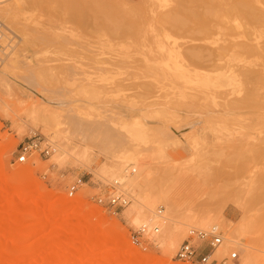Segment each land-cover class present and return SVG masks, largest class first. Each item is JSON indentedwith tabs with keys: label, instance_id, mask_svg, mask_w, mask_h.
I'll return each instance as SVG.
<instances>
[{
	"label": "rangeland",
	"instance_id": "1",
	"mask_svg": "<svg viewBox=\"0 0 264 264\" xmlns=\"http://www.w3.org/2000/svg\"><path fill=\"white\" fill-rule=\"evenodd\" d=\"M263 12L264 0H0V264H186L175 255L188 230L214 224L226 246L211 259L264 264ZM44 103L91 133L86 165L54 159L69 137L31 118ZM136 125L145 141L132 140ZM30 138L53 152L18 162ZM126 150L146 192L174 206L147 250L131 241L130 194L116 213L94 202ZM244 219L231 240L227 224Z\"/></svg>",
	"mask_w": 264,
	"mask_h": 264
},
{
	"label": "bare ground",
	"instance_id": "2",
	"mask_svg": "<svg viewBox=\"0 0 264 264\" xmlns=\"http://www.w3.org/2000/svg\"><path fill=\"white\" fill-rule=\"evenodd\" d=\"M10 62L11 61L9 60V63ZM11 63L13 64V62H11ZM4 72H5V70L1 69V67H0V76H2V75L4 76V74L6 73V72L5 73ZM204 82H206L210 85L215 84L213 77L209 76V75L206 77ZM47 97H45V98H47ZM52 109H53V107L51 105H48V103L47 104L44 103L43 107H41L40 110L36 111V113L35 112L32 113L31 118L33 120H36L37 118H40L44 121L45 120H51V121L53 120V121L57 122L56 125L58 127L60 126L62 132L64 134L68 135L69 139L66 141L67 147L65 145H64L65 147H62L61 145H59L57 147L55 146L56 147L55 148V154L53 156L54 159L60 162L63 159H66L70 156V157H73L75 160L81 162L82 164L86 165L88 156L91 155V153H93V152L98 153V149H96V147H88L85 145L87 142L94 139L93 136L91 135V133L88 130H86L81 125V123L78 120H74L75 116H72V117L67 116V117L62 118V120H61L59 118V114H55L52 111ZM129 133L133 136L132 140L134 142H142L144 140V136H143L144 132H142V125H136V126L130 128ZM123 137H122V140L124 138H127V137H124V138ZM124 140L126 141V139H124ZM127 141H128V139H127ZM127 141H126V143H127ZM98 144H102V143H99V140H98L97 146H98ZM131 145H132V143H131ZM75 146L80 147L79 151L71 152V150ZM103 147H105L104 144H103ZM129 147H131V146H129ZM129 147H127V148H129ZM98 148H99V146H98ZM99 154H102V153L99 152ZM111 156L112 157H110L109 159L115 158L118 167L116 170L110 172V177H112V179H114V181L118 182L119 186L123 189V191L130 194V196L133 200V203H131L130 208H128L129 209L128 210V216L131 219L130 221L135 226H139V227L146 226L148 228L150 238H155L156 236L158 238V236L160 234L155 233L153 231V228L156 225H158L163 230L164 226L166 224V221L170 219L169 210L173 209V207H174L173 204L171 203L170 195L168 194V192H164V189H163L164 193L163 194L160 193L158 196H153V195L146 192V189L144 188L143 183H142V180L146 179V176H147V174L145 172L146 167H144V165H141L139 163V159L137 157H135V154L133 152H130V151L128 152V150L119 151L117 155H111ZM105 158L108 159L107 156H105ZM22 172H23V168H21V167L17 168L18 177L21 175ZM26 189L28 191V186H26ZM64 200L65 199H63V201H62V202H65L64 204H66L67 206H71V205L73 206L72 200H68V199H66L65 201ZM160 202L166 204V210H164V212L161 214H159L158 211L156 210V207H157V205H159ZM248 217H250V216L248 215ZM217 220L218 219L216 217L213 218L212 216H209V217L203 219L202 221H200V223L202 225H208L210 223L217 222ZM245 221H247V220L244 219L242 221V223L240 224V226H238V227L235 226L233 228H231V223L227 224V226L230 228V236H231L230 239L231 240L237 241L236 240V238H237L236 234L239 233L240 231H242L244 229L245 225H247V224H248V226L250 225L249 223H251V222L248 223ZM221 222H223V221H221ZM175 230H176V228H175ZM245 230H246V228H245ZM223 243L220 246H218V248L219 247L220 248L216 249L215 254L216 253L217 254L222 253V249L226 246ZM174 244H175L174 241H172L171 245H174ZM245 246H247V245H245ZM243 264H250V261L248 260V262H244Z\"/></svg>",
	"mask_w": 264,
	"mask_h": 264
},
{
	"label": "built area",
	"instance_id": "3",
	"mask_svg": "<svg viewBox=\"0 0 264 264\" xmlns=\"http://www.w3.org/2000/svg\"><path fill=\"white\" fill-rule=\"evenodd\" d=\"M6 26L2 20H0V55L6 49ZM53 152L51 145L43 146L40 139L30 138L23 142L19 146V154L17 161L24 163L28 160L29 156L34 153L50 155ZM84 184L82 178H77L73 184L69 186V195H74L79 188ZM108 189L94 196V202L103 206L106 209H110L113 213H116L119 209L126 207L130 203V196L119 186L118 182L113 181L106 185ZM163 212L162 208L158 210V213ZM155 233L159 232V226L156 225L153 228ZM132 243L143 250H147L151 246L155 245V241L149 237V231L146 226L139 227L131 234ZM224 242V236L220 227L216 224L210 226L207 229L191 227L188 230L187 238L180 244L175 258L179 262L186 264H213L217 262L219 264H228L230 261L238 259V251H233L227 257L220 259H211L218 246Z\"/></svg>",
	"mask_w": 264,
	"mask_h": 264
}]
</instances>
